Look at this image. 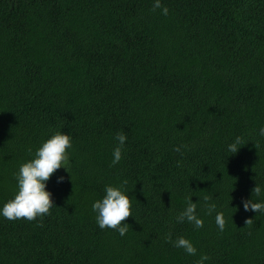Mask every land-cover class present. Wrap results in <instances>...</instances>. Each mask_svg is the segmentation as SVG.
<instances>
[{
    "label": "trees",
    "instance_id": "obj_1",
    "mask_svg": "<svg viewBox=\"0 0 264 264\" xmlns=\"http://www.w3.org/2000/svg\"><path fill=\"white\" fill-rule=\"evenodd\" d=\"M154 2L0 0V209L44 141L72 143L50 213L0 216V264H264V213L242 204L264 201V0ZM106 186L131 198L124 236L96 223ZM189 197L200 229L176 220Z\"/></svg>",
    "mask_w": 264,
    "mask_h": 264
},
{
    "label": "clouds",
    "instance_id": "obj_2",
    "mask_svg": "<svg viewBox=\"0 0 264 264\" xmlns=\"http://www.w3.org/2000/svg\"><path fill=\"white\" fill-rule=\"evenodd\" d=\"M161 9L162 15L168 14V9L162 7L160 0H155L153 11ZM260 135L264 136V127L260 128ZM118 141L117 146L113 149L112 165H116L122 159L123 147L127 139L123 132L116 135ZM243 143L241 137H236L235 141L228 146V151L236 154ZM72 147L71 137L60 131L55 132L49 139L44 141L36 150L34 158L23 163L18 173L16 174L17 192L14 197L4 204L0 209V216H3L9 221L19 220L21 218L31 222L37 217H43L50 213V209L54 207L52 194L46 191V182L56 172V170L64 168L69 163L67 149ZM181 147L173 149L175 152H180ZM31 152V149H28ZM179 164V161H178ZM63 182V177L57 179V183ZM123 184H127L124 181ZM262 189L256 185L252 189L257 197L261 195ZM210 197L205 196L204 201L207 202ZM187 206L177 217L178 223L187 221L194 225L196 229L203 227V220L196 214L197 203H192L191 198H186ZM244 211H252L254 213H264V201L253 202L252 199L242 201ZM131 198L126 194L122 186H106L105 195L102 199L95 201L92 204V211L96 213V223L101 230L112 229L117 231L120 236H124L130 226L124 221L131 217ZM216 211V205L210 204L207 206V214L211 215ZM215 222L219 230L222 232L226 225L223 212H217ZM253 219H246L245 225H252ZM165 242L172 243L174 247L182 248L188 255H196L197 249L192 242L183 236L172 239L171 233L165 235ZM209 257L201 256L197 264H204Z\"/></svg>",
    "mask_w": 264,
    "mask_h": 264
}]
</instances>
